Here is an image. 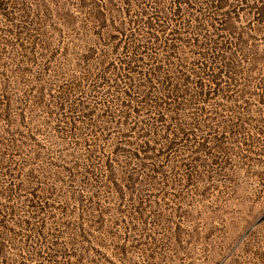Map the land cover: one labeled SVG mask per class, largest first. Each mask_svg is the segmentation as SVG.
<instances>
[{"label":"rangeland","instance_id":"1","mask_svg":"<svg viewBox=\"0 0 264 264\" xmlns=\"http://www.w3.org/2000/svg\"><path fill=\"white\" fill-rule=\"evenodd\" d=\"M215 1L0 0V264H264V0ZM96 18H177L237 68L157 121Z\"/></svg>","mask_w":264,"mask_h":264},{"label":"trees","instance_id":"2","mask_svg":"<svg viewBox=\"0 0 264 264\" xmlns=\"http://www.w3.org/2000/svg\"><path fill=\"white\" fill-rule=\"evenodd\" d=\"M215 3L217 7H224L225 2L216 0ZM236 19L222 18L218 21L217 29L233 30ZM260 20L256 18L257 22ZM96 21L101 28L107 24L105 18H96ZM111 21L106 27L113 25L114 31L104 40L105 52L111 46L113 52L123 48L128 53L118 65L109 61L106 63L107 58L104 56L100 67L113 72L122 69L128 84L132 83L139 91L138 97L142 106L148 105L155 109L157 121L162 119L165 112L183 110L196 96L218 92L220 78L237 68V59L230 42H221L220 37L201 38L195 34L190 35L177 23V18H146L140 28L131 29L129 32L123 28L124 25L121 27ZM174 22L178 25H174ZM82 36L91 41L90 34L83 32ZM98 37L100 36L97 35ZM238 42L243 45L250 42V38L247 36ZM204 47H210L215 53H204ZM94 55L95 50L91 48L83 56V61L88 62ZM204 59L212 61L211 65H219L216 73L207 78H212L214 84L208 93L204 90L207 83L204 80Z\"/></svg>","mask_w":264,"mask_h":264}]
</instances>
